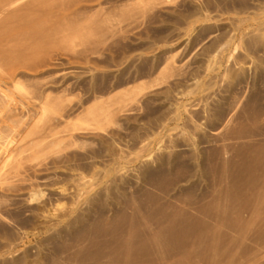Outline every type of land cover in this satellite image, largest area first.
<instances>
[{
    "label": "rangeland",
    "instance_id": "obj_1",
    "mask_svg": "<svg viewBox=\"0 0 264 264\" xmlns=\"http://www.w3.org/2000/svg\"><path fill=\"white\" fill-rule=\"evenodd\" d=\"M19 12L64 37L0 74V264H93L137 211L156 228L176 210L201 223L165 259L264 264V0Z\"/></svg>",
    "mask_w": 264,
    "mask_h": 264
},
{
    "label": "bare ground",
    "instance_id": "obj_2",
    "mask_svg": "<svg viewBox=\"0 0 264 264\" xmlns=\"http://www.w3.org/2000/svg\"><path fill=\"white\" fill-rule=\"evenodd\" d=\"M36 0H0V74L14 77L15 69L29 61L30 51L35 42L55 41L64 36L53 27L37 26L30 16H20L21 6H28ZM53 32H56L55 34ZM5 100L8 94H2ZM10 158V157H9ZM4 161L2 168L8 166L10 159ZM2 174L0 173V176ZM204 209L200 208L199 212ZM140 214L133 215L129 226L115 237L114 250L110 255L98 252L89 256L93 264H190L193 249L181 248L171 259L166 258L165 247L182 230L201 223L199 216L188 211H174L159 220L156 228L148 225V220H138ZM142 216V215H141ZM160 251L159 257H142L146 251ZM221 254L224 251H220Z\"/></svg>",
    "mask_w": 264,
    "mask_h": 264
}]
</instances>
